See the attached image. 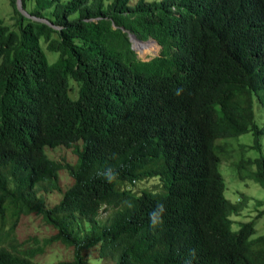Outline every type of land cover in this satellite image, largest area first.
Instances as JSON below:
<instances>
[{
	"label": "trees",
	"instance_id": "obj_1",
	"mask_svg": "<svg viewBox=\"0 0 264 264\" xmlns=\"http://www.w3.org/2000/svg\"><path fill=\"white\" fill-rule=\"evenodd\" d=\"M9 3L12 21L0 17V264H38L33 256L53 241L72 249L58 264H88L92 246L102 264H264L257 218L230 228L243 200L223 193L215 141L264 132L253 111L254 100L264 105V0H20L29 15ZM129 33L154 39L158 52L139 58ZM58 144L74 162L44 151ZM60 169L72 182L46 205L39 190H61ZM235 173L264 187V153L240 157ZM148 178L161 190L133 187ZM29 213L53 231L21 247L15 225Z\"/></svg>",
	"mask_w": 264,
	"mask_h": 264
},
{
	"label": "rangeland",
	"instance_id": "obj_2",
	"mask_svg": "<svg viewBox=\"0 0 264 264\" xmlns=\"http://www.w3.org/2000/svg\"><path fill=\"white\" fill-rule=\"evenodd\" d=\"M129 3H134L135 0H128ZM12 12V6L9 0H0V17L3 21L9 23L12 21L9 18V14ZM148 40V41H145ZM145 42H139L135 40L132 42V47L139 58L146 59L150 56L156 54L159 50V45L152 38L142 39ZM46 54H56L46 50ZM71 92V91H70ZM72 93V92H71ZM261 99L264 100V86L259 90ZM253 111L254 120L257 124H260L264 120V105L258 103V101H253ZM216 143L221 146L224 153L218 163V170L220 171L225 188L224 195L230 200H243L242 207L239 209L238 213H232L230 218L232 220L230 224L231 229L238 227L240 221L248 220L251 217L257 218L255 222L256 231L252 234L264 232V213L259 216H255L257 209L264 208V187L260 186L253 181L250 177L239 178L235 173V167L238 163L240 157L252 158L254 156L264 153V132L257 135L250 131L240 133L235 136L228 137H218L216 138ZM44 151L49 157L68 161L70 163L75 161V153L72 151L71 147H66L63 145H55L53 147L44 146ZM244 168L243 170H245ZM72 182V177L69 176L64 169L58 171V184L61 190H53L48 192H43L45 198V204L50 205L56 202L62 193V190ZM158 178H148L143 181H136L134 188L149 187L155 190H161L158 187ZM262 200V204L255 206L254 200ZM107 210L101 209L99 216L103 217ZM7 221L8 217L6 216ZM52 228L45 225L40 217L35 213L22 214L20 215L18 222L15 225V238L20 241L21 247L32 245V236L41 238L52 233ZM7 247V246H6ZM95 246H92L87 251V262L88 264H102V260L96 254ZM8 248V247H7ZM72 255V249L69 246L63 245L59 241H53L47 246L43 253L35 254L32 258L38 264H58L59 261L70 259ZM103 264H112L109 261H105Z\"/></svg>",
	"mask_w": 264,
	"mask_h": 264
},
{
	"label": "clouds",
	"instance_id": "obj_3",
	"mask_svg": "<svg viewBox=\"0 0 264 264\" xmlns=\"http://www.w3.org/2000/svg\"><path fill=\"white\" fill-rule=\"evenodd\" d=\"M139 40H141V39H139ZM177 94H179V90L177 91ZM106 175L110 176V173H107ZM163 211H164L163 205H158L157 208L150 213V221H151L153 226H155L157 223L162 222L160 217H161Z\"/></svg>",
	"mask_w": 264,
	"mask_h": 264
},
{
	"label": "water",
	"instance_id": "obj_4",
	"mask_svg": "<svg viewBox=\"0 0 264 264\" xmlns=\"http://www.w3.org/2000/svg\"><path fill=\"white\" fill-rule=\"evenodd\" d=\"M15 5H16V7H17L19 10H21L24 14L29 15L27 12H25V11L21 8L20 0H15ZM40 19L44 20L43 18H40ZM49 24H51V23H49ZM132 37H135V36H134L132 33H129V34H128V38L131 40ZM130 47H132V43L130 44Z\"/></svg>",
	"mask_w": 264,
	"mask_h": 264
},
{
	"label": "bare ground",
	"instance_id": "obj_5",
	"mask_svg": "<svg viewBox=\"0 0 264 264\" xmlns=\"http://www.w3.org/2000/svg\"><path fill=\"white\" fill-rule=\"evenodd\" d=\"M131 40H132V42H134L135 40H137V41H139V42H142V43L145 42V41L139 40V39L136 38V37H132Z\"/></svg>",
	"mask_w": 264,
	"mask_h": 264
}]
</instances>
